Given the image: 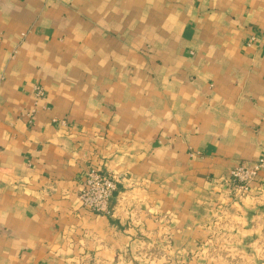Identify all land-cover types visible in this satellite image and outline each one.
Segmentation results:
<instances>
[{
    "label": "crops",
    "instance_id": "obj_1",
    "mask_svg": "<svg viewBox=\"0 0 264 264\" xmlns=\"http://www.w3.org/2000/svg\"><path fill=\"white\" fill-rule=\"evenodd\" d=\"M261 158L264 0H0V264H163L145 208L169 264H264V169L229 182ZM94 170L123 177L109 216Z\"/></svg>",
    "mask_w": 264,
    "mask_h": 264
},
{
    "label": "built area",
    "instance_id": "obj_2",
    "mask_svg": "<svg viewBox=\"0 0 264 264\" xmlns=\"http://www.w3.org/2000/svg\"><path fill=\"white\" fill-rule=\"evenodd\" d=\"M45 95L42 86L34 88L36 103ZM35 112H32L30 116ZM264 169V158H261L251 165L242 163L237 165L231 172L229 182L234 198L239 200L245 198L250 191L251 185L258 178ZM123 177H117L102 170H94L88 173L84 189L81 192L80 200L84 207L92 212L102 215H111V204L119 191Z\"/></svg>",
    "mask_w": 264,
    "mask_h": 264
},
{
    "label": "rangeland",
    "instance_id": "obj_3",
    "mask_svg": "<svg viewBox=\"0 0 264 264\" xmlns=\"http://www.w3.org/2000/svg\"><path fill=\"white\" fill-rule=\"evenodd\" d=\"M141 211L145 212L144 214L146 215H150V216H156V221L155 223L157 224H164V228H163V233L161 234L160 232L156 234L150 235V237L146 238L147 240H145V243L149 246L146 247L145 249L141 250V253L139 255H141L142 259H148L150 258L151 261L153 262H163V264H169V253H166L167 250H169V245L172 243V237L174 238V236H172L171 234H169V212L168 211H162L158 208L157 212H153L152 213V209H147L145 208L144 210H140L137 209L135 210V212H137L138 215H140ZM222 241L219 240V238H217V240L214 239V237L210 240V244L211 246H218L221 244H226V242L223 241V239H221ZM155 245V246H159L160 249L158 251H154L152 248H150V245ZM208 258H205L206 261H210L212 260L213 262L215 261H229V253H217L214 252L212 249L211 251L207 254ZM196 256H194V258L191 259H195ZM192 260V261H193ZM215 260V261H214ZM195 261V260H194ZM160 264V263H159Z\"/></svg>",
    "mask_w": 264,
    "mask_h": 264
}]
</instances>
